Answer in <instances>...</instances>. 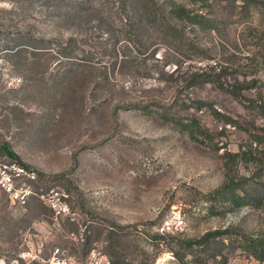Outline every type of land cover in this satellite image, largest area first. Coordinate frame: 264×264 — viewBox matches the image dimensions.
<instances>
[{"label":"rangeland","instance_id":"1","mask_svg":"<svg viewBox=\"0 0 264 264\" xmlns=\"http://www.w3.org/2000/svg\"><path fill=\"white\" fill-rule=\"evenodd\" d=\"M177 1L215 27L169 0H0V144L17 154L0 161L35 173L22 206L0 188V264H263L193 240L264 235V199L214 191L264 182V6Z\"/></svg>","mask_w":264,"mask_h":264},{"label":"trees","instance_id":"2","mask_svg":"<svg viewBox=\"0 0 264 264\" xmlns=\"http://www.w3.org/2000/svg\"><path fill=\"white\" fill-rule=\"evenodd\" d=\"M192 1H201V3H207L209 0H192ZM260 2L264 6V0H251ZM232 3L233 0H230ZM171 15L175 18L182 19L189 22H194L197 24H202L204 27H215L214 22L211 19L203 16L199 12L192 11L188 9L183 3L177 0H169V9ZM165 20V17L163 16ZM221 88H224L223 84L219 85ZM227 89V88H226ZM233 91V90H230ZM236 95V94H235ZM168 119H171L177 122L183 129H186L191 136L195 135L196 129L201 130V125L195 118H191L190 120H184L180 116H171ZM228 121H235L233 118H228ZM195 127V128H193ZM250 135L254 137H258L259 135L254 134L253 132ZM0 147L4 149V151L9 154L13 158H17V154L14 150L6 143L2 142ZM251 145L247 147H241V149L235 154L241 155L243 159L251 160ZM234 154V155H235ZM260 171V169H259ZM261 175V174H259ZM248 180L247 176L243 174L237 175L236 177L230 176L227 174L225 180L215 188V192L219 193L225 200H228L232 205H243V204H256L260 205L264 198H260L255 193H259L257 190L261 186L264 188V182H256L250 186L246 185V181ZM255 192V193H254ZM208 235H214L215 237L221 238L222 240L231 239L232 241L237 242V245L242 246L250 255L260 260L264 264V235H256L253 236L251 234H247L244 232L232 233L229 228H217L210 232H207L204 236H201L193 242L196 244H202L206 241Z\"/></svg>","mask_w":264,"mask_h":264},{"label":"built area","instance_id":"3","mask_svg":"<svg viewBox=\"0 0 264 264\" xmlns=\"http://www.w3.org/2000/svg\"><path fill=\"white\" fill-rule=\"evenodd\" d=\"M23 176L34 178L35 173L15 160L0 161V188L8 193L12 202L21 206L26 203L29 193L24 183H20Z\"/></svg>","mask_w":264,"mask_h":264}]
</instances>
